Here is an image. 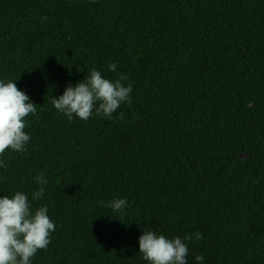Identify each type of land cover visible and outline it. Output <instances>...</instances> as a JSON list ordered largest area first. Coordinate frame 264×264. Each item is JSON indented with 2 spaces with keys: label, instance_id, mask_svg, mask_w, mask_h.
Here are the masks:
<instances>
[{
  "label": "trees",
  "instance_id": "1",
  "mask_svg": "<svg viewBox=\"0 0 264 264\" xmlns=\"http://www.w3.org/2000/svg\"><path fill=\"white\" fill-rule=\"evenodd\" d=\"M92 69L132 103L69 121L51 101ZM0 80L37 107L0 157V198L56 225L31 264H148L143 230L193 235L188 264H264V0H0Z\"/></svg>",
  "mask_w": 264,
  "mask_h": 264
},
{
  "label": "clouds",
  "instance_id": "2",
  "mask_svg": "<svg viewBox=\"0 0 264 264\" xmlns=\"http://www.w3.org/2000/svg\"><path fill=\"white\" fill-rule=\"evenodd\" d=\"M95 2V0H93ZM116 64L108 65L109 72L116 71ZM128 80L123 73L118 78L109 80L100 71L92 69L82 82L73 86L69 83L63 95L53 98L51 103L58 113L67 116L69 121L79 118L88 121L95 116L111 119L122 104H131L132 85L125 86ZM37 107L25 92L18 89L15 82L0 80V157L6 152L21 153L31 137L25 132L26 118L35 116ZM120 119L124 114L120 113ZM0 168L7 164L0 159ZM41 185L32 193V199L38 201L45 192L43 185L48 181L44 173L34 177ZM101 204L105 202L100 201ZM126 199H115L105 204L117 212L127 207ZM46 206L33 211V205L23 192H16L9 198H0V264H31V259L40 250H47L51 243L50 236L56 225L48 215ZM197 241L203 239L202 233H195ZM193 235L186 234L183 239L167 238L153 231H144L139 237V253L148 264H188V243ZM202 255L196 261H203Z\"/></svg>",
  "mask_w": 264,
  "mask_h": 264
}]
</instances>
